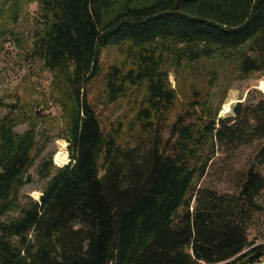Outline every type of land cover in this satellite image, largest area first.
<instances>
[{
    "label": "trees",
    "instance_id": "1",
    "mask_svg": "<svg viewBox=\"0 0 264 264\" xmlns=\"http://www.w3.org/2000/svg\"><path fill=\"white\" fill-rule=\"evenodd\" d=\"M39 2L45 22L36 53L64 76L71 161L40 201L22 207L38 140L33 127L15 131L29 116L8 106L0 118V264L259 263L264 244L255 246L248 233L262 209L259 172L250 168L235 195L200 191L193 210L189 196L211 149L233 153L264 141V101L239 102L226 118L204 101L174 114L176 93L146 47L183 45L191 62L246 48L241 73L264 71V0ZM123 46L142 50L133 66L105 69L103 52ZM97 80L108 106L145 86L131 125L139 129H130L133 146L123 144V124L106 125L90 101Z\"/></svg>",
    "mask_w": 264,
    "mask_h": 264
},
{
    "label": "rangeland",
    "instance_id": "2",
    "mask_svg": "<svg viewBox=\"0 0 264 264\" xmlns=\"http://www.w3.org/2000/svg\"><path fill=\"white\" fill-rule=\"evenodd\" d=\"M39 0H0V118L6 116L8 106H17L23 111L25 121L17 128L24 134L34 128L38 147L35 162L25 177L21 191V206L30 200L40 201L52 176L64 166L55 162L61 144L69 142L66 135L64 112V76L50 71L38 56L36 42L44 30L43 12ZM183 45L157 42L146 47L155 54L161 72L167 75V85L175 91L174 114L191 102L204 101L219 111V118L233 116V108L239 102L257 104L264 101V91L259 88L264 80V71L244 75L240 71V57L246 48L218 53L210 58L191 62L183 54ZM127 46L112 47L102 54L105 69L115 65L126 71L134 64L132 56L142 52ZM147 50V51H148ZM104 83L95 81L90 87L89 99L100 112L105 124H123V144L133 146L131 126L146 95L145 86L133 91L130 98L121 99L108 106L103 104ZM234 101L230 111L223 113L224 106ZM168 136V132L165 133ZM211 161L204 176L198 178L190 194V206H196L200 191L215 192L219 196L238 193L246 174L254 168L264 177V141H257L237 151L222 152L216 147L209 152ZM69 162L70 155L68 152ZM49 171V178L47 173ZM40 193L39 198L35 193ZM259 203L262 209L255 213L249 225V239L255 246L264 244V192ZM183 212H180L176 222ZM19 211L11 214L18 217ZM203 264V263H202ZM260 264V263H256Z\"/></svg>",
    "mask_w": 264,
    "mask_h": 264
},
{
    "label": "bare ground",
    "instance_id": "3",
    "mask_svg": "<svg viewBox=\"0 0 264 264\" xmlns=\"http://www.w3.org/2000/svg\"><path fill=\"white\" fill-rule=\"evenodd\" d=\"M259 88L264 91V80L260 82ZM234 101H231L230 103L226 104L224 106V111L223 113H227L230 111V106ZM61 151L56 155L55 162L59 166H65L69 162V157H68V152L66 151L67 144L63 143L61 144ZM36 198H39L40 193H35L34 194Z\"/></svg>",
    "mask_w": 264,
    "mask_h": 264
},
{
    "label": "built area",
    "instance_id": "4",
    "mask_svg": "<svg viewBox=\"0 0 264 264\" xmlns=\"http://www.w3.org/2000/svg\"><path fill=\"white\" fill-rule=\"evenodd\" d=\"M259 263L260 264H264V258Z\"/></svg>",
    "mask_w": 264,
    "mask_h": 264
}]
</instances>
